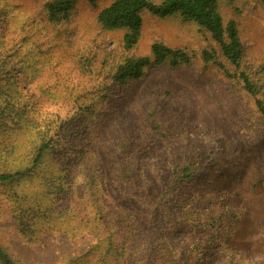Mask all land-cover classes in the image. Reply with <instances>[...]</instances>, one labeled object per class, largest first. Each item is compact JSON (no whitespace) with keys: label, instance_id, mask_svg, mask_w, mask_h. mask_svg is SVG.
<instances>
[{"label":"rangeland","instance_id":"1","mask_svg":"<svg viewBox=\"0 0 264 264\" xmlns=\"http://www.w3.org/2000/svg\"><path fill=\"white\" fill-rule=\"evenodd\" d=\"M49 1L0 0V90L9 93L10 102L28 101L34 108L61 115L75 111L76 97L82 105L94 102L97 106L93 114L86 113L89 120L84 119L82 134L89 129L97 137L108 134L109 129L114 134L111 122L116 117L120 123L117 129L133 145L132 154L128 150L125 157L143 164L157 159L153 146L163 143V137L143 130V107L148 101L144 94L153 91L176 127L168 141L171 147L206 148L211 152L209 159L221 156L219 162L226 171L220 177L209 178L210 190L203 196L194 193L185 199L184 207L175 210L178 219L179 211L186 210L192 225L199 227L208 219L213 225L207 229L215 226L216 230L189 235L191 225L185 220L175 223L161 216L151 229V223L146 221V225L141 219L131 240L128 232L117 235L127 242L125 258L134 264L140 258L156 257L160 255L156 245L163 242L167 255L179 256L200 237L203 243L216 244L217 252L195 256L191 264H264V119L241 84L227 77L218 65L203 61L204 50L217 51L210 35L179 17L162 19L144 12L142 35L127 51L123 48L124 30H104L97 21L99 11L112 0H95L94 4L76 0L68 20L59 23L47 18L45 4ZM219 7L225 22L234 19L238 25L245 48L244 62L264 80V0H219ZM156 41L184 48L192 56L191 65L174 70L150 68L139 81L126 86L113 83L111 74L117 63L128 57L150 55V46ZM218 60L232 72L226 61ZM101 99L105 105L98 110ZM16 104L10 103V112ZM106 108L109 110L101 111ZM131 122L133 126L127 128ZM35 139L31 128L18 130L7 116L0 115V171L24 168L34 151ZM84 142L88 143L89 137L82 139ZM143 142L149 148L143 150ZM45 160V170L57 167L52 154ZM14 190L21 195L38 194L43 203L49 199L34 177H24L19 186L0 184V246L15 262L76 264L72 258L90 251L92 235L84 232L73 235L59 231L43 234L37 244L23 242L11 216L8 191ZM129 194L134 195L132 191ZM193 197L198 198L191 202ZM66 205L63 201L56 208ZM143 207L138 210L147 218L151 209ZM157 212L163 214L162 210ZM102 227L104 231L113 230ZM77 264L92 262L86 258Z\"/></svg>","mask_w":264,"mask_h":264},{"label":"trees","instance_id":"2","mask_svg":"<svg viewBox=\"0 0 264 264\" xmlns=\"http://www.w3.org/2000/svg\"><path fill=\"white\" fill-rule=\"evenodd\" d=\"M75 1L47 2L45 8L48 20L52 23L68 20ZM87 1L95 3V0ZM144 12L162 19L179 17L206 31L215 42L217 51L204 50L203 61L218 65L227 77L241 84L243 90L254 99L255 107L264 119V80L252 66L244 62L245 48L238 25L234 19L225 22L219 0H162L159 3L152 0H112L99 11L97 21L104 30H124L123 48L128 51L133 49L142 35ZM218 59L226 61L233 68L232 72L229 73ZM191 63L192 56L184 48H173L156 41L150 46V55L128 57L117 63L111 79L115 84L126 86L144 77L147 69L174 70L189 67ZM1 94L5 97H1ZM144 95L148 101L143 107V130L163 137V143L153 146L157 157L154 162L146 160L141 164L138 159L129 160L125 157L128 150L132 154L133 145L122 136L123 131L117 129L120 123L116 117L111 122L115 126L114 134H111V129L102 137L95 136L92 129L82 134L81 130L86 125L84 119L89 120L85 115L93 114L96 103L83 102L85 105H82L76 97L75 111L70 115H61L42 111L37 106L34 108L28 101L23 104L20 97L16 99L22 103L10 102L9 93L0 90V115L7 116L18 130L31 128L36 136L29 163L21 169L0 171V184L11 186L15 183L19 186L24 177H34L44 186V193L49 199L43 203L38 194L21 195L20 191H8L11 216L23 242L37 244L43 234L59 231L73 235L75 232H84L92 235L90 251L76 255L71 259L74 263L87 258L88 263L92 264H131L125 258L127 242L119 240L117 235L128 232L131 240L137 233L136 225L141 219L145 224L146 221L150 222L151 229L161 216L175 223L182 220L192 222L186 210L179 211V219L175 210L184 207L185 199L194 193L203 196L209 191L210 177L216 178L226 173L219 162L221 156L209 159L211 152L206 148L191 149L185 145L175 150L171 147L168 141L176 127L163 112L164 107L155 100V93L149 91ZM10 103L17 105L12 112L9 110ZM104 105V100H99L98 110ZM107 110L109 108L101 111ZM132 126L133 122L127 128ZM86 137H89V142L81 143ZM147 148L143 142V150ZM49 154L57 161V167L45 170L43 167ZM197 157L200 159L196 160ZM129 191L134 195L131 196ZM197 198L193 197L191 202ZM63 201L67 205L57 209L56 205ZM139 202L141 207L133 206ZM143 205L151 209L147 211V218L143 211L138 210ZM159 210H162V215L157 212ZM227 213L231 214V211ZM59 220L60 226L56 225ZM209 224L213 225L208 219L199 227L190 223L188 234L204 232L210 228ZM102 226L113 230L104 231ZM155 227L158 228L157 225ZM213 230H216L215 226L207 229L208 232ZM217 230H221V227ZM213 235L216 236V233L213 232ZM156 246L160 249V255L140 258L134 264H191L195 256L212 255L218 247L216 244L203 243L200 237L190 247H185L179 256L167 255L164 242ZM0 264L18 263L0 246Z\"/></svg>","mask_w":264,"mask_h":264}]
</instances>
